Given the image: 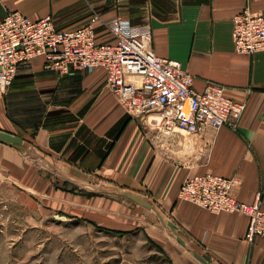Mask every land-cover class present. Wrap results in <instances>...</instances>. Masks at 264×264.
<instances>
[{
	"label": "crops",
	"instance_id": "obj_1",
	"mask_svg": "<svg viewBox=\"0 0 264 264\" xmlns=\"http://www.w3.org/2000/svg\"><path fill=\"white\" fill-rule=\"evenodd\" d=\"M78 1L0 0V20L13 9L40 18ZM167 1L151 16L156 53L193 73L196 90L214 82L246 102L236 127L190 134L147 127L108 89L101 68L61 74L41 55L0 90V180L33 206L138 230L172 264H264V236L248 238L249 216L178 196L188 175L210 172L231 178L240 200L257 202L261 192L264 208V51L237 52L232 37L234 15L246 7L264 15V0ZM155 210L177 224L186 245Z\"/></svg>",
	"mask_w": 264,
	"mask_h": 264
},
{
	"label": "built area",
	"instance_id": "obj_2",
	"mask_svg": "<svg viewBox=\"0 0 264 264\" xmlns=\"http://www.w3.org/2000/svg\"><path fill=\"white\" fill-rule=\"evenodd\" d=\"M96 24L61 29L50 13L33 18L13 9L0 20V90L7 91L20 67L43 56L45 67L61 74L91 72L101 68L106 85L133 117L160 114L155 125L165 133H199L236 127L246 102L209 82L202 91L194 88L195 75L177 60L159 56L153 44L151 18L139 23L113 14L98 16ZM103 27V33L98 27ZM100 34L106 36L100 39ZM232 37L240 53L264 51V15L246 7L233 17ZM231 178L215 174L188 175L178 196L213 212H239L250 218L247 236H264V208L259 200L237 198Z\"/></svg>",
	"mask_w": 264,
	"mask_h": 264
},
{
	"label": "rangeland",
	"instance_id": "obj_3",
	"mask_svg": "<svg viewBox=\"0 0 264 264\" xmlns=\"http://www.w3.org/2000/svg\"><path fill=\"white\" fill-rule=\"evenodd\" d=\"M167 0H80L54 14L58 27L96 24L98 16L119 14L142 22ZM68 21L64 24L61 22ZM97 25V24H96ZM102 28V27H100ZM109 89V88H108ZM141 121L150 127L148 118ZM154 217L159 219L157 211ZM0 264H172L138 230L104 227L80 214L33 206L0 180Z\"/></svg>",
	"mask_w": 264,
	"mask_h": 264
},
{
	"label": "water",
	"instance_id": "obj_4",
	"mask_svg": "<svg viewBox=\"0 0 264 264\" xmlns=\"http://www.w3.org/2000/svg\"><path fill=\"white\" fill-rule=\"evenodd\" d=\"M123 194L125 196H128L129 198L135 200L136 202H138L139 204H141V205H143V206H145L147 208H150V209L154 208V206L152 205V203L149 201L148 198H144V197H142V196H140L138 194H135V193H132V192H129V191H126ZM157 213H158L161 221L165 225H168L176 233L178 240L183 245H186V241L178 234V226H177V224L174 221H172V220L166 221L164 215L159 210H157ZM194 254H195V256L198 259H200V260H202L204 262H208V260L203 255L199 254L198 252H194Z\"/></svg>",
	"mask_w": 264,
	"mask_h": 264
},
{
	"label": "bare ground",
	"instance_id": "obj_5",
	"mask_svg": "<svg viewBox=\"0 0 264 264\" xmlns=\"http://www.w3.org/2000/svg\"><path fill=\"white\" fill-rule=\"evenodd\" d=\"M161 117L162 116L160 114H152V115L149 116L148 119L159 123V121L161 120Z\"/></svg>",
	"mask_w": 264,
	"mask_h": 264
}]
</instances>
